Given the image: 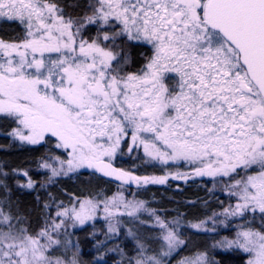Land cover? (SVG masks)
<instances>
[{
  "label": "snow or ice",
  "instance_id": "1",
  "mask_svg": "<svg viewBox=\"0 0 264 264\" xmlns=\"http://www.w3.org/2000/svg\"><path fill=\"white\" fill-rule=\"evenodd\" d=\"M13 24L20 34L0 38V118L16 125L7 134L20 142L61 150L42 158L47 183L209 177L236 202L190 221L162 218L119 191L68 204L49 194L43 226L31 231L0 181V264H81L69 229L85 225L93 229L89 264H172L188 249L189 230L215 233L231 218L242 221L235 237L211 248L264 264V0H0V27ZM125 150L190 171L138 176L116 166ZM22 174L19 187L34 189ZM100 220L106 227H96ZM176 264L220 261L196 250Z\"/></svg>",
  "mask_w": 264,
  "mask_h": 264
},
{
  "label": "trees",
  "instance_id": "2",
  "mask_svg": "<svg viewBox=\"0 0 264 264\" xmlns=\"http://www.w3.org/2000/svg\"><path fill=\"white\" fill-rule=\"evenodd\" d=\"M60 3H71L76 0H59ZM19 35L20 28L13 24L11 26L0 27V37L10 39L12 35ZM15 124L0 118V175L2 181L10 194L7 197L13 211H19L29 220L31 231H38L44 223L45 202L52 203L49 194L56 198V201L69 202V196L89 197L96 196L101 192L110 195L121 185L106 178L81 176L58 177L55 183H47L43 178L40 164L42 158L48 155L47 147L43 144L27 145L19 143L9 133ZM139 155H130L128 165L118 162L119 167L133 169L138 174H163L165 169L159 165L152 166L143 163ZM23 171L28 172V176L35 182L34 189L20 188L19 185L27 182ZM43 185V187L41 186ZM134 195L147 203L150 208L157 209L163 218L172 220L178 214H183L187 220L194 221L211 215L213 212H221L223 208L233 203V199L219 188L213 189L211 178L191 180L187 183L171 181L167 185H148L137 188L133 191ZM4 193L0 191V199H5ZM205 202H207L205 204ZM7 210V209H6ZM220 217H217L219 219ZM242 221L238 218L230 219L229 228L222 225L217 226L215 233H198L193 235L189 230L188 235L191 243L187 250L180 253L172 264L181 257H190L196 250H208L210 256H214L220 264H247L246 257L236 252H224L220 249H212L211 244L223 236L231 237ZM255 228L260 227L259 218L252 222ZM183 231V229H182ZM88 229L75 232L82 244L80 259L82 264H89L94 258V249L91 250L92 241L88 238ZM119 257H117L118 259Z\"/></svg>",
  "mask_w": 264,
  "mask_h": 264
},
{
  "label": "rangeland",
  "instance_id": "3",
  "mask_svg": "<svg viewBox=\"0 0 264 264\" xmlns=\"http://www.w3.org/2000/svg\"><path fill=\"white\" fill-rule=\"evenodd\" d=\"M93 35H94V32L92 33ZM15 36H17V34L15 35ZM14 37V35H12L11 36V38L10 39H12ZM0 38H2V37H0ZM4 39V38H3ZM6 40H9V39H6ZM14 127H16V125H14L13 126V128ZM12 128V129H13ZM11 132V131H10ZM14 138V137H13ZM15 139V138H14ZM15 140H17V139H15ZM19 143H22V142H20L19 140H17ZM22 144H24V143H22ZM28 145V144H27ZM43 145H45L46 147H47V152H48V155L46 156V158L45 159H48V156L50 155V154H52V153H55V154H60V152H61V150H59V149H54V147H53V145H51V144H43ZM131 154H133V155H139L140 157L139 158H143V152H142V150H140L139 152H137V151H133V153H127L126 152V150H125V155H123L122 157H120V156H118V158H117V161H116V164L118 165V162L120 161L122 164H125V165H128V163L130 162L129 161V159H130V155ZM51 162V161H50ZM159 166H161V167H163L164 169H165V171H164V173L163 174H160V175H155V174H138V173H136L133 169H128V168H125V167H122L121 166V168H123V169H125L126 171H128V170H130V171H132L135 175H138V176H145V175H148V176H152V175H154V176H162V175H165L167 172H175L176 170H179V171H190V169L189 168H187V167H182V168H179V169H177V168H175V167H167V166H163V165H159ZM41 171L42 172H44L43 173V178H45V181L47 182V176L48 175H50V173L48 172V170H46V169H41ZM70 176H73V175H70ZM69 176V177H70ZM203 178H209V177H203ZM203 178H201V177H195V178H192V179H189V180H187V182H189V181H191V180H199V179H203ZM56 179V178H55ZM171 181H175V182H183V183H187V182H185V181H183V180H174V179H172L171 177H169V179H168V181H167V183L166 184H164L163 186H165V185H167L169 182H171ZM148 186V185H147ZM218 186V185H217ZM143 187H146V186H136V185H134V184H132V185H123V184H121L119 187H118V189L115 191V192H113L112 194H110V195H108V196H111V195H113V194H115L116 192H123V194L125 195V197L127 198V199H137V200H140V199H138L135 195H134V193H133V191L134 190H136L137 188H143ZM219 188H220V186H219ZM221 189V188H220ZM225 194H227L226 192H225ZM105 195H107V194H105ZM228 195V194H227ZM229 197V196H228ZM82 198H85V197H82ZM230 198V197H229ZM231 199V198H230ZM232 199H233V203L232 204H234L235 202H236V200H235V198L234 197H232ZM65 204H67V203H65ZM149 206V205H148ZM227 207V206H226ZM163 218V217H162ZM219 219H222V217H220ZM231 219H233V218H231ZM171 220V219H170ZM129 227H131L132 225H128ZM209 226H211V225H209ZM96 227L97 228H103V227H106V224H105V222L103 221V220H100V222H99V224H97L96 225ZM84 229H88L89 230V232H87V235H88V233H90L93 229H92V227L90 226V225H85L84 226ZM257 229H259V228H257ZM239 229L237 228L235 231H234V235L233 236H231V237H229L230 239L231 238H234L235 237V235H236V232L238 231ZM69 231L70 232H79V231H81L80 229H76V230H74V229H69ZM89 236V235H88ZM75 238H77V236H76V234L74 235V237H73V239H75ZM90 240H91V237L89 236L88 237ZM91 248V250L92 249H94L93 248V245L90 247ZM82 250H83V248H82V244H81V242H80V254H81V252H82ZM229 252H236V254L238 253V254H242L244 257H246V262H248V260L249 259H251V254H249V253H245L244 251H242V250H235V251H229ZM71 252H69V253H67V255L70 257L71 256ZM79 254V255H80ZM117 259V258H116ZM119 259V258H118ZM117 259V260H118ZM81 264H82V262H81Z\"/></svg>",
  "mask_w": 264,
  "mask_h": 264
},
{
  "label": "water",
  "instance_id": "4",
  "mask_svg": "<svg viewBox=\"0 0 264 264\" xmlns=\"http://www.w3.org/2000/svg\"><path fill=\"white\" fill-rule=\"evenodd\" d=\"M116 166H117V165H116ZM117 167H119V166H117ZM106 179L111 180V181L116 182V183H119V184H122L120 181H116V180H114L113 178H106Z\"/></svg>",
  "mask_w": 264,
  "mask_h": 264
}]
</instances>
